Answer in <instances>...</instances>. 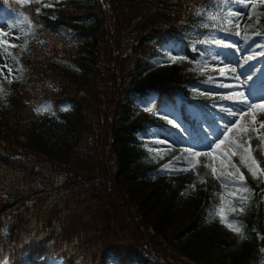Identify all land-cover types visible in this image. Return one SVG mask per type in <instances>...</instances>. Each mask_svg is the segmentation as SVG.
<instances>
[{
  "label": "trees",
  "instance_id": "trees-1",
  "mask_svg": "<svg viewBox=\"0 0 264 264\" xmlns=\"http://www.w3.org/2000/svg\"><path fill=\"white\" fill-rule=\"evenodd\" d=\"M240 4L66 0L45 7L0 0V15L15 12L31 22V29L25 22L14 27L19 47L8 51L19 64L7 57L13 71L0 101V264L257 263L264 182L245 176L251 196L242 214L229 216L243 224L241 240L209 217L226 190L206 162L161 172L170 162L188 167L190 157L176 149L166 161L155 141L179 134L163 115L170 111L193 142L199 138L188 110L208 122L215 101L190 89L215 74L208 61L221 44L217 37H235L226 21ZM244 28L248 39L264 35V7ZM134 99L148 104L138 109ZM46 104L52 112L35 111ZM260 132L230 133L258 168L261 154L251 145ZM231 163L249 172L239 155Z\"/></svg>",
  "mask_w": 264,
  "mask_h": 264
},
{
  "label": "rangeland",
  "instance_id": "rangeland-1",
  "mask_svg": "<svg viewBox=\"0 0 264 264\" xmlns=\"http://www.w3.org/2000/svg\"><path fill=\"white\" fill-rule=\"evenodd\" d=\"M17 2V0H14ZM66 0H28L23 5L32 2H37L48 7H54L57 4ZM241 5L234 6L230 9L231 12H236L238 15L229 16L226 24L233 27L235 30V37L219 36L218 41L221 43L213 52L209 65L215 71V75L209 80L208 85L194 86L191 90L198 98L203 101H215V111L211 112L207 122L200 113L194 109L189 110L192 118L197 122L201 128L199 138L194 142L191 139L188 131L181 129L178 135H158L155 141L158 142V150L166 161H169L170 154L176 149H191L192 151H210L207 145L215 140L212 135L213 131L223 132L225 125H231L234 121L240 120L242 125L248 128V132H252L257 137H260V123L264 122V112H259L256 115L255 123L252 121L251 114H244L247 105H242L237 98L232 96L233 93H243L244 97L248 98L249 103H264V35L257 39H248L244 33V22L251 15L260 11L264 7V0H239ZM255 5V7H253ZM229 11V12H230ZM23 23V16L15 12H3L0 15V32L8 33L0 36V40H5L9 44L15 41V26H20ZM239 25V27H237ZM237 33H239L237 35ZM7 45L0 44V52L6 48ZM7 58L0 55V88L6 92V76L9 78V71L7 67ZM220 69H223V74ZM0 98V101L4 98ZM148 104L145 100L134 99V105L138 109H143ZM228 110H235L236 116L230 115ZM243 110V111H242ZM176 126L182 127V122L175 112L163 113ZM242 117V118H241ZM235 132V131H233ZM230 135V134H229ZM241 135V134H240ZM207 137V139H205ZM223 139V136H220ZM227 145H223L222 149L226 150ZM251 147L261 154L259 164L260 169H264V137H261L258 143H254ZM198 160H204L206 163H211L207 157H199ZM169 164V163H167ZM218 165V162H217ZM170 171L173 175L178 172ZM190 171V170H188ZM250 173L243 174L244 177ZM262 246L258 254V261L256 264H264V237L262 238ZM50 264H62L61 261H52Z\"/></svg>",
  "mask_w": 264,
  "mask_h": 264
},
{
  "label": "snow or ice",
  "instance_id": "snow-or-ice-1",
  "mask_svg": "<svg viewBox=\"0 0 264 264\" xmlns=\"http://www.w3.org/2000/svg\"><path fill=\"white\" fill-rule=\"evenodd\" d=\"M28 0H17V3L23 5ZM48 7V5H45ZM255 7V5H253ZM39 13L40 9L36 10ZM238 13L229 12V16H236ZM212 20H215V16L209 17ZM251 18V17H250ZM23 22L29 24V29H31V22L29 21V17L25 15L23 17ZM239 27V25H237ZM8 33L0 32V36L7 35ZM239 33H237L238 35ZM0 44L7 45L6 48L0 52V55H3L5 58L11 57L14 63L19 64V59L8 51L9 48L19 47L16 44H9L5 40H0ZM26 44V42H25ZM23 50V49H22ZM170 60L173 62L176 60V57H170ZM3 67H7L9 71V75L13 71L12 67H9L5 64ZM22 71V69H18ZM223 74V69H220ZM2 74V73H0ZM16 79H20V77H16ZM9 83L12 81L9 79ZM7 93L3 88H0V98L6 96ZM232 96L237 98L238 102L242 105H247V109L244 114H251L252 121L255 123L256 115L259 112H264V103L256 104L249 103L248 98L244 97L243 93H233ZM62 111H69V108L64 107L61 109ZM258 110V111H257ZM38 113L52 112L51 105H43L35 109ZM146 111H151L150 109H146ZM230 115L236 116L237 112L235 110H228ZM243 111V110H242ZM53 115L55 113H52ZM242 118V117H241ZM171 123V121H169ZM260 127L264 128V122L260 123ZM235 131L238 134H243L247 136L248 128L245 125L241 124L240 120L234 121L231 125H225V130L223 132L213 131L212 135L215 137V140L210 142L207 147L210 148V151H192L191 149H185V152L188 153L190 159L188 160V167L183 169H178L177 171H188L190 168H194L196 164L199 163L198 158L203 156L207 157L211 163H205L204 168L210 170V176L212 179L218 180L220 182L221 188L226 191L223 193L217 194L219 196L220 203L214 206V209L209 212V217L219 219L221 225L225 226L229 231L238 235L241 240L246 239V235L244 232L243 224L236 220H230L229 216L233 214H242L244 212V206L247 204L250 196L251 189L247 186L245 177L242 173H240L239 168L236 165L231 163L232 156L239 155L241 163L245 164L248 168L249 173L252 175L254 179H259L261 182H264V169H259L258 167H254L256 164L255 160L251 157V154L248 152L247 148H244L242 143H238L236 139L230 137V133ZM223 136V139H220V136ZM207 139V137L205 138ZM223 145H227V149H222ZM151 151V149H150ZM162 158V157H161ZM251 160V163L249 161ZM218 162V165H217ZM228 169H232L229 171ZM171 162L167 165L162 166L159 170L163 171H172ZM197 175H199L197 173ZM200 183H206L203 177L200 178ZM189 188L195 190V185H189ZM228 189H231L228 191ZM185 192H182L181 195H185ZM235 203H239L241 207H235Z\"/></svg>",
  "mask_w": 264,
  "mask_h": 264
}]
</instances>
